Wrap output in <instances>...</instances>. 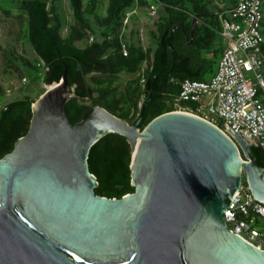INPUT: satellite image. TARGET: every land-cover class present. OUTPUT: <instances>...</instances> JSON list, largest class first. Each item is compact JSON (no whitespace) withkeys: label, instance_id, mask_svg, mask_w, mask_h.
<instances>
[{"label":"water","instance_id":"water-1","mask_svg":"<svg viewBox=\"0 0 264 264\" xmlns=\"http://www.w3.org/2000/svg\"><path fill=\"white\" fill-rule=\"evenodd\" d=\"M73 95L64 73L0 157V264H264V250L223 214L243 180L264 204L255 138L183 110L140 129L152 90L134 123L96 105L73 124ZM110 132L126 137L132 153L135 188L120 197L95 192L88 163L92 145Z\"/></svg>","mask_w":264,"mask_h":264},{"label":"trees","instance_id":"trees-1","mask_svg":"<svg viewBox=\"0 0 264 264\" xmlns=\"http://www.w3.org/2000/svg\"><path fill=\"white\" fill-rule=\"evenodd\" d=\"M69 1L73 23L64 35L58 0H17V7L24 16L22 35L34 56L32 61L21 55L18 60L46 85L58 83L66 74L74 92L66 103L67 115L73 124L86 117L96 105L134 123L152 90L139 123L142 129L154 117L174 110L179 84L171 78L206 80L215 72L218 49H213L210 58L200 55V51L216 45V26L213 23L208 26L205 20L219 13L210 11L212 0H152L164 11L156 31L150 32L155 46L144 48L124 35L127 55L122 53L119 37L125 10L134 4L149 6V0H108L103 15L98 13L102 0ZM6 7L5 12H8V5ZM195 15L200 23L197 20L192 27ZM110 34L113 37L109 39ZM91 35L95 40L90 41ZM121 72L137 74L122 90ZM36 99L30 95L12 99L5 110H0V157L10 152L16 140L28 131ZM251 153L257 163L264 166V148L253 144ZM131 156L128 140L115 132L104 135L92 145L88 163L98 180L97 194L120 197L134 190ZM243 183L246 184L245 180Z\"/></svg>","mask_w":264,"mask_h":264},{"label":"built area","instance_id":"built-area-1","mask_svg":"<svg viewBox=\"0 0 264 264\" xmlns=\"http://www.w3.org/2000/svg\"><path fill=\"white\" fill-rule=\"evenodd\" d=\"M158 5H150L154 17L160 12ZM136 13L137 4L124 13L119 32L123 55L128 54V45L122 37L129 31L131 18ZM220 17L225 46L216 72L206 80L172 78L179 84L173 106L175 110L205 118L225 132L222 123H231L246 140L255 138L264 148V0H235ZM112 37L108 35L109 39ZM93 40L95 36L91 35L90 41ZM141 81L144 82L145 77ZM12 92L11 87L0 84V95ZM7 103H0V110H5ZM223 214L233 232L264 250V225L261 223L264 204L254 200L247 184H241Z\"/></svg>","mask_w":264,"mask_h":264},{"label":"rangeland","instance_id":"rangeland-1","mask_svg":"<svg viewBox=\"0 0 264 264\" xmlns=\"http://www.w3.org/2000/svg\"><path fill=\"white\" fill-rule=\"evenodd\" d=\"M150 3L153 2L149 0ZM216 1V0H214ZM220 2V0H218ZM98 13L103 15L106 10V5L108 0H102ZM0 84L2 86H8L13 89L10 95H0V103L7 102L12 99L22 98L24 96L30 95L34 98H38V94L43 90L47 89L50 85L43 84L35 75V72L30 68H26L25 65L18 60V56H25L31 61L34 56L30 45L23 38V22L24 16L19 11L17 7V0H0ZM153 4H158L154 3ZM8 12H5L4 8H7ZM59 12L62 16L64 22V28L62 29V34H67L69 26L73 23V14L70 6L69 0H58L57 2ZM138 6V4H137ZM160 12L157 17L147 14V19L150 24L144 26L146 30V39L144 42L140 39L139 35L137 38L139 42L146 48L155 46V42L152 40L151 31H156L157 23L160 19L159 15L164 14L163 7L159 4ZM150 10V6H149ZM148 10V11H149ZM134 23V21H133ZM221 27L216 26V38L221 42L223 36L221 35ZM264 33V32H263ZM132 34V33H131ZM133 36V35H132ZM134 36V38H135ZM153 43V44H152ZM190 45V41H187ZM191 50V47H188ZM200 55L203 56V51H200ZM137 74L134 73H120V84L121 90L127 81L134 78ZM26 77V81H22V78ZM128 83V82H127ZM262 225H264V219H262Z\"/></svg>","mask_w":264,"mask_h":264},{"label":"crops","instance_id":"crops-1","mask_svg":"<svg viewBox=\"0 0 264 264\" xmlns=\"http://www.w3.org/2000/svg\"><path fill=\"white\" fill-rule=\"evenodd\" d=\"M234 2H235V0H220V2L218 0H216V1L212 0L210 11L211 12H219V13L215 17H210V16L206 17L205 18L206 24L211 27L210 23H213L215 26H217V25L220 26L221 27L220 30H222V24L220 21L221 20L220 16L224 11L228 10L234 4ZM151 4H153V2H151L150 5ZM149 6H140V5L137 6V13L131 18V24H130L129 31L126 30L127 32L125 34L128 37V39H130V41L138 42L142 45V43L139 42V39L135 35H139L142 42H144V39H146L147 28L142 23H145L146 25L150 24V22L147 19V17H148L147 14L151 15V12L149 10ZM197 20H198V18L196 19V21ZM133 21H134V23H133ZM198 23H200L199 20H198ZM263 31H264V17H263ZM134 36H135V38H134ZM215 43H216V45H214V47H211L210 49L203 51V57H206V58L212 57L213 49L216 48V49H218V55H219L218 60H219L220 55L222 53V50L225 46L224 37H223V39H221V42L217 38H215ZM144 48H146V47H144ZM263 53H264V45H263ZM217 65H218V62H217ZM217 65L215 66V72L217 70ZM214 73H212L208 78H210ZM142 76L144 77V75H142ZM171 80H172V78H171ZM127 82H126V84H127ZM142 83H144V82H142ZM173 108H174V110L176 109L174 106H173Z\"/></svg>","mask_w":264,"mask_h":264}]
</instances>
